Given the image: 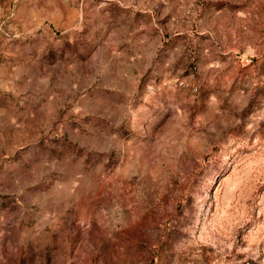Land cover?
<instances>
[{
	"label": "rangeland",
	"instance_id": "obj_1",
	"mask_svg": "<svg viewBox=\"0 0 264 264\" xmlns=\"http://www.w3.org/2000/svg\"><path fill=\"white\" fill-rule=\"evenodd\" d=\"M0 264H264V0H0Z\"/></svg>",
	"mask_w": 264,
	"mask_h": 264
}]
</instances>
